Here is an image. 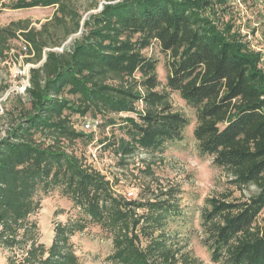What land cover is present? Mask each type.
Wrapping results in <instances>:
<instances>
[{"label":"trees","instance_id":"trees-1","mask_svg":"<svg viewBox=\"0 0 264 264\" xmlns=\"http://www.w3.org/2000/svg\"><path fill=\"white\" fill-rule=\"evenodd\" d=\"M77 1L0 0V12L55 8L38 28L26 19L0 26V60L20 38L28 61L38 63L29 70L27 104L0 135V248L13 252L6 264H80L70 238L88 226L111 240L110 264H202L184 252L179 185L148 184V194L126 198L118 179L69 150L93 139L72 120L90 114L120 130L99 140L119 166L137 150L163 152L189 125L170 92L194 109L197 148L231 186L204 199L199 242L212 263L264 264V52L235 26L229 0H86V10L101 8L84 18ZM154 41L167 57L164 84L156 60L143 53ZM144 173L153 175L148 166ZM55 189L77 216L56 223L46 245L32 216Z\"/></svg>","mask_w":264,"mask_h":264},{"label":"rangeland","instance_id":"rangeland-1","mask_svg":"<svg viewBox=\"0 0 264 264\" xmlns=\"http://www.w3.org/2000/svg\"><path fill=\"white\" fill-rule=\"evenodd\" d=\"M229 2L231 4L229 6L232 7L230 14L234 16L235 26L245 34L252 48L264 52V0H229ZM75 4L83 18L99 8L98 6L97 9L86 10L85 7L88 5L86 0H78ZM54 9L52 6L26 9L3 8L0 12V26H5L13 20L26 19L30 26L38 28L40 24L51 18ZM77 35L78 33L69 36L63 45L70 44ZM61 47L55 49L60 50ZM143 53L156 60L157 77L161 84H164L167 57L160 50L158 43L154 41L143 50ZM29 58L31 55L27 53L25 44L19 38L10 41L7 57L0 60V135L13 122L17 109L22 104H27L25 87L28 85L29 70L38 65L28 61ZM262 66L264 67V61ZM169 102L172 109L188 117L189 125L183 130V139L168 143L161 153L137 150L133 156L124 159L125 163L122 166H119V157L112 149L104 148L99 140L105 136H112L113 139L121 134L120 130L116 126H104V123L98 126L102 120L99 117L93 118L90 114L84 117L73 116L72 120L78 130L83 129L84 122L92 121L91 129L86 132H92L93 139L87 142L76 141L69 150L83 156L87 163L92 164L110 180L118 179L115 188L126 198L132 199L142 197L144 193L148 194L147 189H144L148 184L153 187L156 184L179 185L182 190L181 204L184 206L186 224L179 232L180 236H189V243L184 252L187 251L193 260L202 264H215L209 260L208 251L199 242V209L206 197L220 196L231 190L228 184L229 178L223 170L212 164L210 156L200 154L192 133L196 124L194 109L188 106L176 92H170ZM120 116L123 117L125 114L121 113ZM147 166L150 167L153 175L147 176L144 173V168ZM253 191L255 188L251 186L242 192L234 191L233 196L239 197L240 194L247 196ZM40 203L41 208L32 218L39 227V240L48 245L53 237L54 225L75 218L77 210L58 189L43 196ZM262 218L264 211L259 215L258 220L261 222ZM70 239L80 264H110L106 256L112 251L111 240L98 226H88L83 232L75 233ZM12 254L13 252L8 249L0 248V264H6L7 257Z\"/></svg>","mask_w":264,"mask_h":264},{"label":"built area","instance_id":"built-area-1","mask_svg":"<svg viewBox=\"0 0 264 264\" xmlns=\"http://www.w3.org/2000/svg\"><path fill=\"white\" fill-rule=\"evenodd\" d=\"M100 6H101V4L99 5V8L97 9V10H99L100 9ZM263 21H264V19H263ZM92 121L91 122H89V121H87V122H84L83 123V129L84 130H89V129H91V127H92ZM94 124L96 125V121L94 122ZM130 194V193H129Z\"/></svg>","mask_w":264,"mask_h":264},{"label":"water","instance_id":"water-1","mask_svg":"<svg viewBox=\"0 0 264 264\" xmlns=\"http://www.w3.org/2000/svg\"><path fill=\"white\" fill-rule=\"evenodd\" d=\"M100 8H101V6H100Z\"/></svg>","mask_w":264,"mask_h":264}]
</instances>
